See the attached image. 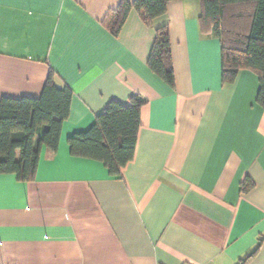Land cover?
Returning <instances> with one entry per match:
<instances>
[{"label": "crops", "instance_id": "crops-1", "mask_svg": "<svg viewBox=\"0 0 264 264\" xmlns=\"http://www.w3.org/2000/svg\"><path fill=\"white\" fill-rule=\"evenodd\" d=\"M120 1L0 0V98L38 97L50 70L72 91L57 150L41 148L33 179L0 173V264H238L262 237L244 264H264L256 74L221 81L199 0H172L150 24L131 10L113 35L105 22ZM164 24L174 88L147 65ZM133 94L146 103L120 176L70 153V135Z\"/></svg>", "mask_w": 264, "mask_h": 264}, {"label": "trees", "instance_id": "trees-1", "mask_svg": "<svg viewBox=\"0 0 264 264\" xmlns=\"http://www.w3.org/2000/svg\"><path fill=\"white\" fill-rule=\"evenodd\" d=\"M172 0H121L107 16L105 25L117 35L129 12L135 10L146 24L165 14ZM198 23L201 33H210L220 42L221 81L233 82L239 71L256 74V102L264 107V0H199ZM147 65L174 88L175 76L171 56L168 24L155 29ZM50 70L38 97L0 98V173H14L19 180H32L41 148L57 150L63 121L69 114L72 91L57 86ZM146 99L138 94L126 103L110 100L86 130L67 138L72 155L101 161L111 175L132 159L141 126V108ZM253 182L245 180L241 189ZM263 237L244 264L259 249Z\"/></svg>", "mask_w": 264, "mask_h": 264}]
</instances>
